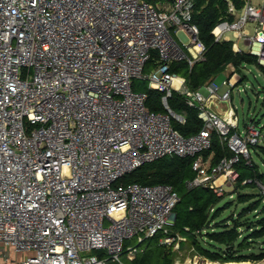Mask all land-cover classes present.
Segmentation results:
<instances>
[{"label": "built area", "instance_id": "1", "mask_svg": "<svg viewBox=\"0 0 264 264\" xmlns=\"http://www.w3.org/2000/svg\"><path fill=\"white\" fill-rule=\"evenodd\" d=\"M194 3L0 0V244L23 254L6 260L135 264L122 256L134 259L145 250L140 243L158 235L174 253L172 264H209L194 245L183 247L188 238L175 229L180 196L172 184L120 181L143 163L189 156L195 175L187 185L222 193L237 181L242 157L252 164L250 146L263 138L255 125L245 135L238 127L231 96L238 71L222 80L229 87L219 93L212 78L194 89L171 70L173 61L192 66L205 57ZM229 11L238 10L231 3ZM230 30L264 64V0H246L235 20L212 30L240 50ZM154 50L159 62L145 72ZM138 77L163 92L166 110L147 107L146 90L133 87ZM175 91L197 109V132L184 135L173 125V118L186 121L168 102ZM214 132L232 152L216 163L204 154ZM251 181L264 194L260 180L242 183Z\"/></svg>", "mask_w": 264, "mask_h": 264}, {"label": "trees", "instance_id": "2", "mask_svg": "<svg viewBox=\"0 0 264 264\" xmlns=\"http://www.w3.org/2000/svg\"><path fill=\"white\" fill-rule=\"evenodd\" d=\"M230 3L240 10L245 0H195L192 21L198 27L199 38L206 45L205 57L195 61L192 66L186 60L171 63V70L183 74L191 88L195 89L206 80L224 72L229 64L234 66L233 71L240 73L239 82L245 78L243 70L248 64H257L264 76V64L258 61L255 54L247 50H235L232 40L216 39L212 31L220 21L235 19V14L229 11ZM158 62V55L154 50L146 64L145 72H149ZM232 72L230 71L231 74ZM134 82L135 79L133 87ZM143 90L148 93L146 105L150 110H166L161 99L163 92L149 86ZM168 102L174 111L186 117L184 123L176 118L172 119L173 125L184 135L195 133L202 127L203 122L198 116L197 109L189 106L181 93L173 92ZM212 138V147L205 150V153L214 151L213 163L232 154L216 132L213 133ZM251 146L257 148L258 154L264 161V143L259 142ZM192 160L193 158L189 156H163L129 171L120 178V181L172 184L180 196L174 208L175 229L184 232L186 236L189 235L188 243L194 245L197 252L209 259L223 264L262 259L264 257V194L240 190L238 187L231 193H217L205 185L188 186L186 182L195 175ZM256 166L253 160L250 165L246 158L242 157L236 164L239 172L237 185L241 184L245 178L258 179L264 183V172L259 171ZM242 185L243 188L255 187L256 183L251 181ZM232 194H236V202L247 203L237 213L231 211L224 216L222 211L231 205L234 198L229 196ZM258 210L259 212L253 213L254 216L259 214L257 219L250 218L246 223L241 219L249 212ZM242 226H246L245 232L241 230ZM206 227H210L207 232H205ZM203 229H205L204 234L210 237V246H204L199 242L197 233L201 234ZM258 240L262 244L259 251L255 250L253 245V242ZM173 254L172 250L166 249L165 245L150 242L147 249L141 253L138 252L131 261L135 264H172Z\"/></svg>", "mask_w": 264, "mask_h": 264}, {"label": "rangeland", "instance_id": "3", "mask_svg": "<svg viewBox=\"0 0 264 264\" xmlns=\"http://www.w3.org/2000/svg\"><path fill=\"white\" fill-rule=\"evenodd\" d=\"M251 2L256 5H261V0H251ZM255 25H256L255 19L250 18L247 23V27H249L251 32L254 31ZM229 33L233 36L232 30H230ZM240 46L245 50L248 49L246 44H244L243 40H240ZM243 72L245 74V78L241 80L240 82H238L234 87H232L233 91L231 95L232 104L236 108L237 115H238V127L241 133L245 135L246 132L248 131L249 126L255 125L256 128L262 131L263 138L261 139L260 143L263 144L264 143V76H263V73L260 67L254 63L246 65L244 67ZM224 78H226V75L224 73H219L215 77V82L218 84H221ZM134 87L137 90L146 89L148 87V79L143 78V77L136 78L134 82ZM228 87L229 85L221 84L218 92L222 93ZM225 105H229V103L227 102L225 103ZM250 150H251L252 160L256 163L257 169H259V171L264 172V161H263L262 156L258 154L257 148L254 146H250ZM237 183L238 181H228L226 184L223 185L222 192L231 193L235 188L238 187L240 190H247L249 192L262 193V188H260V186L257 183L255 187L246 186V188L244 187L245 189L243 188V185H242L243 183L241 184L239 183V185H237ZM229 197L234 198V199L232 200L231 205L227 208H224V210L222 211V215L224 216L229 214L231 211L237 213L239 210H241L243 205L247 203V202H236L235 201L236 194H232ZM225 199H223V201ZM254 212H259V210L249 212L248 215H244L241 219L245 223L250 218L257 219L259 214L254 216L253 215ZM245 229H246V226L241 227V230H244V232H245ZM208 230H210V227L208 228L206 227V231L205 229H203L201 232L202 236L201 234H199L200 232L197 233L199 236L198 237L199 242L204 246H210L211 244L210 237L207 234H204ZM187 238H189V235L187 236ZM132 242L137 243V240L134 239L132 240ZM150 242H152L153 244L160 243L158 239V235L155 237L147 238L142 243H140V246H143L145 249H147ZM187 243L188 242H185V241L182 242L183 247L186 249L190 248L191 246V244L189 245ZM253 245H254L255 250L259 251L261 249L262 244L258 240V241H254ZM166 249H171V247H166ZM10 255H14L16 258H19L23 254L20 252H15V251H9L6 253V256H10ZM122 259H125L127 262H130V263L132 262L130 259L126 258L125 255L122 256ZM245 262H250L251 264H264V257L258 261L257 260L255 261L252 259V260H246ZM218 264H221V263H218Z\"/></svg>", "mask_w": 264, "mask_h": 264}, {"label": "crops", "instance_id": "4", "mask_svg": "<svg viewBox=\"0 0 264 264\" xmlns=\"http://www.w3.org/2000/svg\"><path fill=\"white\" fill-rule=\"evenodd\" d=\"M246 1V0H245ZM251 1V0H250ZM231 4V3H230ZM245 4V3H244ZM237 9V8H236ZM238 10V9H237ZM240 10H238L237 12H235L234 14H235V19L237 18V13L239 12ZM234 19V20H235ZM229 20V19H228ZM230 21H233V20H230ZM230 34V33H229ZM230 36L233 38V39H235V40H237V45H238V47L240 48V51L241 50H245V49H243L241 46H240V40H243V42H244V44H246V46L248 47V44H247V42L243 39V38H237V37H234V35L232 36L231 34H230ZM234 48V47H233ZM247 51H249L248 49H247ZM234 70V66L232 65V64H229V66L227 67V69L224 71V72H222V73H224L225 75H226V77L228 76V75H230L231 73H230V71L232 72ZM218 75V74H217ZM215 77L216 76H214L212 79H214L215 80ZM224 85H226V84H224ZM226 90V89H225ZM224 90V91H225ZM223 91V92H224ZM204 154H205V156L206 157H208V158H210L209 160H211V162L213 163V157H214V151H210V153H208V154H206L205 152H204ZM9 251H14V250H12V249H9V248H6V247H4L2 244H0V252L3 254V256L0 258V263H2V264H13V262H11L10 261V259H8V260H6L5 259V257H6V253L7 252H9ZM21 253V252H20ZM9 258H12V259H15V260H19L20 259V257L19 258H16L14 255H10L9 256Z\"/></svg>", "mask_w": 264, "mask_h": 264}, {"label": "bare ground", "instance_id": "5", "mask_svg": "<svg viewBox=\"0 0 264 264\" xmlns=\"http://www.w3.org/2000/svg\"><path fill=\"white\" fill-rule=\"evenodd\" d=\"M223 179V176H221L219 179H218V182L221 181ZM220 262H217V261H214V260H209V264H218ZM223 264V263H221ZM226 264H230V263H226ZM231 264H251L250 262H236V263H231Z\"/></svg>", "mask_w": 264, "mask_h": 264}]
</instances>
